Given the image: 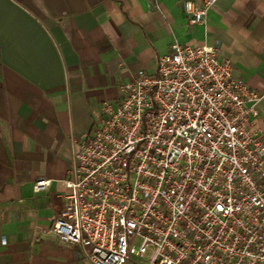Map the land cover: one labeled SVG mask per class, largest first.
<instances>
[{"label":"built area","instance_id":"2783aa9c","mask_svg":"<svg viewBox=\"0 0 264 264\" xmlns=\"http://www.w3.org/2000/svg\"><path fill=\"white\" fill-rule=\"evenodd\" d=\"M218 1H185L189 24ZM263 99L219 45L175 43L104 104L51 231L93 264H264Z\"/></svg>","mask_w":264,"mask_h":264},{"label":"crops","instance_id":"0c3cea01","mask_svg":"<svg viewBox=\"0 0 264 264\" xmlns=\"http://www.w3.org/2000/svg\"><path fill=\"white\" fill-rule=\"evenodd\" d=\"M185 1L0 0V264H93L51 231L64 181L104 104L175 43L219 45L264 94V0H219L206 26L189 24ZM258 109L264 142V99Z\"/></svg>","mask_w":264,"mask_h":264}]
</instances>
